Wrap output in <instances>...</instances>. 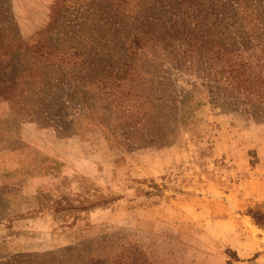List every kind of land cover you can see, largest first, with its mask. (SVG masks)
<instances>
[{
  "label": "rangeland",
  "instance_id": "rangeland-1",
  "mask_svg": "<svg viewBox=\"0 0 264 264\" xmlns=\"http://www.w3.org/2000/svg\"><path fill=\"white\" fill-rule=\"evenodd\" d=\"M86 1L64 2L61 32L76 44L92 31L93 44L110 49L181 17L193 26V14L212 0H107L109 6L94 0L95 12L93 6L74 9ZM53 2L0 0V33L10 23L5 37H35ZM254 6V0H239L236 12L248 14ZM156 63L167 70L172 95H190L182 105L165 101L168 117L156 139L143 134L129 143L110 141L100 127H72L70 115L83 109L76 99L64 108L53 99L48 107L55 119L66 112L55 122L31 117L45 114L39 95L15 106L0 99V259L122 253L151 264H264V249L248 255L237 249L264 244V227L248 215L264 210V105L215 106L187 64ZM12 71H2L0 80L11 79Z\"/></svg>",
  "mask_w": 264,
  "mask_h": 264
},
{
  "label": "trees",
  "instance_id": "trees-1",
  "mask_svg": "<svg viewBox=\"0 0 264 264\" xmlns=\"http://www.w3.org/2000/svg\"><path fill=\"white\" fill-rule=\"evenodd\" d=\"M65 1L54 0L46 27L35 37L21 40L14 33L5 37L10 23L0 33V73L13 69L11 79L0 80V99L15 106L32 102L35 95L41 96L40 109L45 114L31 113L32 118L42 116L59 121L66 112L57 114L55 119L48 105L56 99L64 108L72 98L83 108L70 115L72 127H100L110 141L129 143L143 134L160 138L158 128L162 117H168L164 112L169 104L165 101L182 105L190 97L172 95L173 82L167 80V70L161 63H156L163 59L174 68L187 64L196 71L215 106L231 107L234 111L245 110L244 106L263 107L264 0H254L255 11L248 14L236 12L239 0H212L193 14V26L181 17L153 32H136L125 46L110 49L102 44L94 45L92 31L87 36L80 35L76 44L67 43L60 29L61 9L67 7ZM106 1V6L112 4ZM82 4L86 7L80 8L76 3L73 7L82 12H90L89 6H93L92 12L98 8L94 0ZM257 7L263 9L259 11ZM118 8L117 3L113 8L115 15L119 14ZM87 21L85 15L84 22ZM49 36H52L50 43ZM14 57L18 61L10 64ZM174 110L170 107L169 113ZM248 215L254 224L264 227V210H248ZM0 264L151 263L141 256L127 259L122 253H104L85 260L81 256L72 258L70 254L65 258L20 254L0 259Z\"/></svg>",
  "mask_w": 264,
  "mask_h": 264
},
{
  "label": "crops",
  "instance_id": "crops-1",
  "mask_svg": "<svg viewBox=\"0 0 264 264\" xmlns=\"http://www.w3.org/2000/svg\"><path fill=\"white\" fill-rule=\"evenodd\" d=\"M244 247H245V245L237 246L238 252H242V253H239V254L248 255V254H250V250H252L251 252H253V251L256 252L258 249H261V248L264 249V244H259V245H257V247H255L253 249H249V251H245ZM260 258H264V251L260 255Z\"/></svg>",
  "mask_w": 264,
  "mask_h": 264
}]
</instances>
